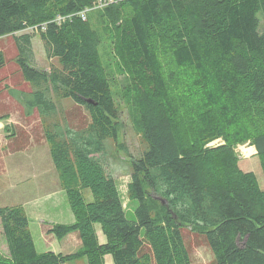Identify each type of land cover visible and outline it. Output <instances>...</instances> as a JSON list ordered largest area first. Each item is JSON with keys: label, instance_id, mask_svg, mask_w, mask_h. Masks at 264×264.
Here are the masks:
<instances>
[{"label": "trees", "instance_id": "trees-1", "mask_svg": "<svg viewBox=\"0 0 264 264\" xmlns=\"http://www.w3.org/2000/svg\"><path fill=\"white\" fill-rule=\"evenodd\" d=\"M97 1L108 0H0V37L14 36L31 86L22 103L41 119L74 218L47 232L58 239L77 232L81 243L74 254H39L23 208L0 207L8 264L79 257L105 264L107 255L113 264H191L184 226L205 235L213 264H264V190L234 151L253 145L264 175V0H112L98 12L101 35L89 26L91 14H79ZM30 26L39 27L45 54L59 67L46 73L30 65L31 36L15 35ZM103 40L141 129L127 183L134 219L96 158L116 140L119 115L116 80L100 58ZM60 99L87 111L82 130L63 125ZM217 139L223 143L212 146Z\"/></svg>", "mask_w": 264, "mask_h": 264}, {"label": "rangeland", "instance_id": "rangeland-1", "mask_svg": "<svg viewBox=\"0 0 264 264\" xmlns=\"http://www.w3.org/2000/svg\"><path fill=\"white\" fill-rule=\"evenodd\" d=\"M89 8L91 9L86 12L87 16L91 14L87 20L89 26L101 35L98 12L102 10L103 5L94 3ZM259 15L260 29L263 30V16ZM34 27H27L15 35L17 37L30 34L32 50L30 65L47 73L59 67L58 60L46 56L39 36L40 30ZM0 51L4 61L3 66L0 67V207L17 206L21 203L34 206V202L40 201L41 208L37 211H40L46 221L63 225L72 224L73 214L65 192L60 187L44 137L41 119L36 110L28 112L21 100V95L28 96L32 91L30 83L25 80L23 71L16 62L19 50L13 35L0 37ZM100 58L105 70L116 80L112 88V96L119 115L116 140L106 141L104 151L96 155V158L103 165L106 173L114 179L126 216L134 219L133 209L137 203L128 200L127 183L130 181L131 161L138 158L143 147L141 129L137 128L133 119L134 111L124 97L126 82L114 72L109 46L104 40L100 46ZM56 103L58 113L66 123L63 122L64 126L78 131L89 122V115L83 106L70 99L56 100ZM222 143L223 141L217 139L211 145ZM234 151L238 157L239 168L244 172L254 173L258 186L264 190V175L254 146L249 142L237 144ZM82 194L87 201L91 200L89 190H83ZM39 213L35 214L33 209H28V216L32 219L30 230L39 254L48 251L63 252V249L65 251L63 254L67 251H70L67 254H74L80 250L81 245L75 247L76 239L70 234L62 239L48 235L46 230L54 225L39 221ZM95 228L98 241L105 242L100 226L96 225ZM181 235L191 264H213V253L205 235L194 232L188 226L181 228ZM45 236L51 237H46L48 238L46 240ZM78 242H80L79 237ZM142 251L150 252V249L144 244ZM8 258L7 244L0 223V264H8ZM105 259L106 264H112L110 256H106ZM66 264H87V262L85 258L79 257Z\"/></svg>", "mask_w": 264, "mask_h": 264}, {"label": "crops", "instance_id": "crops-1", "mask_svg": "<svg viewBox=\"0 0 264 264\" xmlns=\"http://www.w3.org/2000/svg\"><path fill=\"white\" fill-rule=\"evenodd\" d=\"M9 190H11V188L9 189ZM27 205L29 206V207H27ZM13 205H10V206H7V207H12ZM17 206H21L23 209H24V211H25V214H26V216H27V218H28V227H29V230H30V221L32 220V219H30L29 218V216H28V209H33L34 210V212H35V214L36 213H39L37 210H40V201H39V203H37V202H34V206H33V204L31 205V204H23V203H21V204H18ZM4 207H6V206H4ZM38 217H40V218H38L39 219V221H41V222H46V224L47 223H50V224H53V225H55V223L54 222H48V221H46L42 216H41V214L39 213L38 214ZM73 222H74V220H73ZM72 222V223H73ZM50 229H51V227H50ZM96 229V228H95ZM49 229H47L46 230V233L48 234V235H53V234H50V233H48L47 231H48ZM30 233H31V236H32V232H31V230H30ZM96 233H97V231H96ZM54 236V235H53ZM70 236H73L75 239H76V245H75V247L76 246H80L81 245V243L80 242H78V234H77V232H74L73 234L72 233H70ZM97 236H98V233H97ZM46 237H48V238H50L51 236H45V239L47 240L48 238H46ZM57 238V237H56ZM32 239H33V236H32ZM80 240V239H79ZM77 242L79 243V245H77ZM33 243H34V239H33ZM100 244H102L101 242H99ZM104 243V242H103ZM34 247H35V243H34ZM74 247V248H75ZM35 249H36V247H35ZM37 251V250H36ZM63 252H65L64 251V249L62 250ZM71 251H73V250H71ZM48 252H53L54 254H61V255H68L67 254V252H70V251H67L65 254H63V252H59V251H48ZM43 253H45V252H43ZM69 254H72V253H69ZM107 256H109V255H107ZM106 257V256H105ZM105 257H104V262H105V264L107 263L106 262V259H105ZM113 264V263H112Z\"/></svg>", "mask_w": 264, "mask_h": 264}, {"label": "built area", "instance_id": "built-area-1", "mask_svg": "<svg viewBox=\"0 0 264 264\" xmlns=\"http://www.w3.org/2000/svg\"><path fill=\"white\" fill-rule=\"evenodd\" d=\"M112 0H108V1H97L96 3H99V4H101V5H103V6H105L108 2H111ZM91 8H89V9H85L84 11H81V12H79V14L81 15V17L84 19L85 18V15H86V12H88L89 10H90ZM63 18L64 17H60V16H58L57 18H56V21L57 22H61V21H63ZM30 27H34V26H30ZM39 27L38 26H35L34 27V29H38ZM42 29H44L43 27H42Z\"/></svg>", "mask_w": 264, "mask_h": 264}]
</instances>
